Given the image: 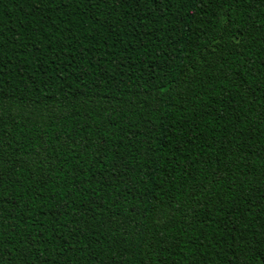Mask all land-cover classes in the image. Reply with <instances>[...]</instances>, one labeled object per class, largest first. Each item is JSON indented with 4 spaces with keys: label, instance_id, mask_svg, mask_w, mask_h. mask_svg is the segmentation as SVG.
<instances>
[{
    "label": "trees",
    "instance_id": "1",
    "mask_svg": "<svg viewBox=\"0 0 264 264\" xmlns=\"http://www.w3.org/2000/svg\"><path fill=\"white\" fill-rule=\"evenodd\" d=\"M0 264H264V0H0Z\"/></svg>",
    "mask_w": 264,
    "mask_h": 264
}]
</instances>
